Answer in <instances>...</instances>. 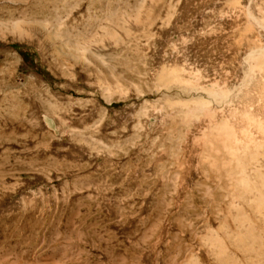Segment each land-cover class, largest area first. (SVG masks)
<instances>
[{"label":"rangeland","instance_id":"obj_1","mask_svg":"<svg viewBox=\"0 0 264 264\" xmlns=\"http://www.w3.org/2000/svg\"><path fill=\"white\" fill-rule=\"evenodd\" d=\"M0 264H264V0H0Z\"/></svg>","mask_w":264,"mask_h":264}]
</instances>
